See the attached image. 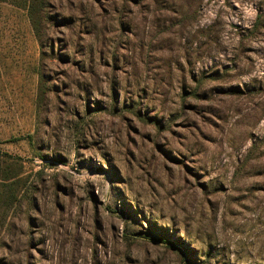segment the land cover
Masks as SVG:
<instances>
[{
    "label": "rangeland",
    "instance_id": "374dc122",
    "mask_svg": "<svg viewBox=\"0 0 264 264\" xmlns=\"http://www.w3.org/2000/svg\"><path fill=\"white\" fill-rule=\"evenodd\" d=\"M192 1L0 0V264H264L262 0Z\"/></svg>",
    "mask_w": 264,
    "mask_h": 264
},
{
    "label": "trees",
    "instance_id": "16d2710c",
    "mask_svg": "<svg viewBox=\"0 0 264 264\" xmlns=\"http://www.w3.org/2000/svg\"><path fill=\"white\" fill-rule=\"evenodd\" d=\"M47 0H27V10L29 19L31 21L33 29L37 32L39 30V26L43 20L42 9L46 8ZM195 1V0H193ZM192 1V2H193ZM264 30V0L260 2V6L257 10L256 19L254 21L253 26L251 27L250 31L248 32L247 36L240 40L242 45L243 41H248L250 38H254L258 35L260 31ZM232 67L236 69V65L232 64ZM18 175L10 173V172H0V185L3 188H6L4 193L0 195V204L4 206L12 205L17 198V191L16 190V183L15 180L17 179ZM15 187V188H14Z\"/></svg>",
    "mask_w": 264,
    "mask_h": 264
}]
</instances>
